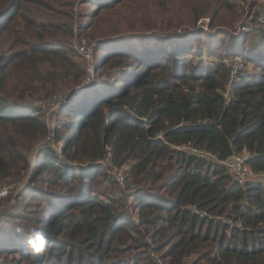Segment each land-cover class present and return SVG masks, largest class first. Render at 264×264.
Masks as SVG:
<instances>
[{
    "label": "trees",
    "instance_id": "16d2710c",
    "mask_svg": "<svg viewBox=\"0 0 264 264\" xmlns=\"http://www.w3.org/2000/svg\"><path fill=\"white\" fill-rule=\"evenodd\" d=\"M37 1L0 0V179H28L17 204L0 198V264H264V43L248 48L251 32L235 33L239 50L217 54L222 31L98 38L77 15V35L96 42L98 76L85 83L76 4L70 13ZM84 1L115 9L126 0ZM225 7L240 10L235 0H206L197 15L210 14L214 28ZM203 36L207 49L192 46ZM234 55L246 63L236 74L224 61ZM48 61L53 74L74 68L69 87L82 85L55 124L32 100L56 92ZM187 143L220 158L247 154L262 174L242 184L175 147ZM108 153L134 191L103 167ZM16 226L43 230L47 243L33 241L43 251L25 247Z\"/></svg>",
    "mask_w": 264,
    "mask_h": 264
},
{
    "label": "rangeland",
    "instance_id": "374dc122",
    "mask_svg": "<svg viewBox=\"0 0 264 264\" xmlns=\"http://www.w3.org/2000/svg\"><path fill=\"white\" fill-rule=\"evenodd\" d=\"M53 1V0H49ZM63 1V2H62ZM249 2V0H246ZM262 2V5L264 6V0H260ZM67 0H55L54 4L56 6L57 11H64L67 10L71 13L72 6L76 4L77 9H74L75 16H81L82 20H92L91 23L87 25V29H91L93 27V31L96 34L98 38H118V37H131L134 35H141V36H149L150 34H153V32H158L160 34H170L174 35L175 33L180 34L181 36L186 37L187 35L190 36L192 34V30H206L208 32H215V31H222L220 33V38L224 40L223 45L219 44L218 50L215 51V53H219L222 49V52H229L233 50H239V40L240 35L235 34L234 27L237 26L239 23H243L244 18L245 21H253L255 20L257 14H258V5H255L253 7H248V13L246 14V9L241 8L242 15L239 18V11L237 9V12L234 9H229L225 7L220 12V21H217L215 25L217 27L211 28L210 23L208 25L201 26L202 24L198 20L197 26H194V18L198 16L201 17L204 15V17L208 18L210 14L203 13L200 14L201 8L205 6L206 0H166L165 3L162 2V0H126L121 4H117L118 7L115 9L108 8L104 4H97V2H86L84 0H69V4H66ZM260 2V3H261ZM72 3V5H71ZM79 3V4H78ZM65 4V5H64ZM37 6L45 7L44 0H38ZM195 7V9H194ZM99 14L97 15V10ZM79 10L83 11L79 15ZM234 10V12H233ZM88 11H94L93 15L95 17H91V15L87 16ZM172 19V20H171ZM240 20V21H238ZM78 21H74V25L78 29L79 23ZM220 23V24H219ZM237 23V24H236ZM219 24V25H218ZM236 24V25H235ZM255 27L254 29L248 31L252 34L250 37V40L246 43V46L248 48H257L260 47L264 43V22L258 21L255 24H253ZM188 31V32H187ZM54 34H57L58 37H60L63 33L62 32H56ZM78 34V33H77ZM88 40H91V45L93 47V62H85L82 58H78L80 64L87 70V82L85 83H91L96 78V75L98 76V71L95 72V45L96 42L94 39H92L90 36L84 35ZM70 37V36H69ZM81 37L80 35H74V41L73 36H71V41L75 44L78 40V38ZM84 37V38H85ZM182 37V38H184ZM219 38V37H218ZM95 42V44H93ZM203 49L208 48V41L205 36H203L202 41L200 44L197 43V41L194 40L192 46L201 47ZM221 45V46H220ZM1 48V46H0ZM228 48V49H227ZM196 54V51H193ZM210 53H206L203 57H199L197 61H199L201 58L208 59L210 57ZM243 66L241 68H244L246 66V63L242 60ZM253 63H248L247 68L248 70L252 71ZM254 67V66H253ZM55 68L54 64L51 62H46L43 66V71L48 75L49 77V83L50 86H55V83L57 81V88L56 92H54L53 96H57L60 94L59 92H62L65 89L67 90L69 88V82L73 80V72L75 71L74 68L71 69L70 74H66L65 71L60 72V74H53L50 73ZM78 69L81 70V67H78ZM96 73V75H95ZM58 90V91H57ZM41 92L45 95V90H41ZM19 93V90L16 91V94ZM48 95V96H51ZM29 99L32 98L31 95H28ZM48 96L41 97L35 95L32 100L35 102L37 101H46V106L52 107V110L50 112V118L48 120H51L53 124L56 123V117L55 114L61 106H58L56 104L57 100L60 98V95L56 97L55 101L52 100L50 102V99ZM39 146V145H38ZM37 146V149H38ZM106 150L109 149V146L105 145ZM107 152V151H106ZM35 158V157H34ZM111 153H108L106 159H101V161L104 162L103 167L108 171L111 170L112 166L115 164L112 160L110 161ZM86 164V163H85ZM33 168V167H32ZM121 174L124 177L123 184L124 188L129 191V188L127 187V181H126V174L121 168L120 170ZM28 180V179H27ZM24 178L19 177H12L7 179H0V186L7 184L11 185L9 189V196L6 197L3 200L2 205H15L17 204L18 200H20L19 196L26 186V181ZM107 182V187L108 184ZM9 198V199H8Z\"/></svg>",
    "mask_w": 264,
    "mask_h": 264
},
{
    "label": "built area",
    "instance_id": "2783aa9c",
    "mask_svg": "<svg viewBox=\"0 0 264 264\" xmlns=\"http://www.w3.org/2000/svg\"><path fill=\"white\" fill-rule=\"evenodd\" d=\"M235 1L240 7V12H241V8L243 7L246 9V14H247L248 7L249 6L251 7L252 5V0H249V2H247L246 0H235ZM74 9H77V6H75ZM241 15L242 13H240V16ZM242 19H243V23H239L237 26L234 27L235 33L237 34H242L244 32H248L254 29L255 27L253 26V24H255L258 21L264 22V6L262 4L258 6V14L255 20L245 21L244 18H241L240 20ZM75 21H77V16H75ZM199 21L202 24L201 26L208 25L210 22V18L202 17L201 19H199ZM73 29L77 35L78 33L77 27L73 26ZM84 37L85 36H81L78 38L76 42V48L79 51V53L83 56V58L85 59L87 63L93 62L94 60L93 59V47L91 45V40H88L86 37L85 38ZM93 44H95V42ZM242 60H243L242 57L238 55H234L232 58L225 57L224 59V61L231 67V72L233 74H236L238 70L241 68V66H243ZM86 79H87V75L84 79L85 82H87ZM81 86L78 85L75 87H69L67 90L59 92L60 94H58L57 96L60 95V98L57 100L56 104L58 106L63 107V106H66L72 103V101L77 96V93L79 92ZM57 96H53V95L48 96L50 99V102H52V100L55 101ZM37 103L45 110L47 118L49 119L50 118L49 114L52 110V107L47 108L46 101H37ZM175 147L180 150H188L208 161H213L215 163L224 165L228 169V171L233 175L235 180L239 181L242 184L248 181H251L262 174V173H256L252 169V167L248 163L249 155L244 154V153H232L226 158H220L216 153L212 152L211 150L200 148L192 143L178 144V145H175ZM120 170L121 168L117 164H114L110 172L114 174L118 183L123 187L124 177L121 174ZM130 184H131L130 187H128L129 191H134L136 189V183L133 181ZM10 187L11 185H7V184L0 186V198L1 199H5L6 197L9 196Z\"/></svg>",
    "mask_w": 264,
    "mask_h": 264
},
{
    "label": "clouds",
    "instance_id": "9594fccd",
    "mask_svg": "<svg viewBox=\"0 0 264 264\" xmlns=\"http://www.w3.org/2000/svg\"><path fill=\"white\" fill-rule=\"evenodd\" d=\"M14 234L18 236H26L25 239V247L29 248L32 251H43V249H37L34 247V237L38 234L42 239L47 243V237L45 236L43 230L33 231L29 233H25L24 229L20 226H16L14 228Z\"/></svg>",
    "mask_w": 264,
    "mask_h": 264
}]
</instances>
